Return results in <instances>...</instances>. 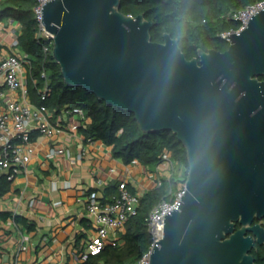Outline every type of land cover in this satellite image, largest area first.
<instances>
[{
	"label": "water",
	"instance_id": "obj_1",
	"mask_svg": "<svg viewBox=\"0 0 264 264\" xmlns=\"http://www.w3.org/2000/svg\"><path fill=\"white\" fill-rule=\"evenodd\" d=\"M121 1L48 0L41 21L66 83L133 112L144 131H174L187 149L185 192L151 264H264L251 252L264 245V6L225 35V50L189 58Z\"/></svg>",
	"mask_w": 264,
	"mask_h": 264
},
{
	"label": "trees",
	"instance_id": "obj_2",
	"mask_svg": "<svg viewBox=\"0 0 264 264\" xmlns=\"http://www.w3.org/2000/svg\"><path fill=\"white\" fill-rule=\"evenodd\" d=\"M259 0H122L120 9L134 15L144 12L148 19H154L151 37L155 41H164V33L169 32L179 38V43L191 58L198 55L199 49L217 48L225 50L229 41L220 33L238 29L241 22L229 16L242 7ZM37 0H0V19H13L19 23L18 47L30 58L27 90L30 101L36 105H45L59 112L66 105L81 106L91 121L80 129L88 138L102 140L111 146L112 156L124 163L135 160L153 168L160 160V154L166 150L176 164L185 167V177L180 180L177 172L162 177V182L146 190L140 198L135 214L131 215L122 233L123 243L106 244L99 252L90 254L81 264H137L139 257L146 251L152 236L148 232L147 218L152 207L161 199L170 198L180 183H185L189 161L187 149L170 129L144 131L135 114L129 110L109 105L93 91L81 85H69L65 82L60 63L53 55V38L39 36V18L34 10ZM47 47V48H46ZM46 71V78L42 71ZM48 83L50 90L42 98L40 89ZM38 132L31 133L35 140ZM119 181L106 185L102 191V201L112 200L118 193ZM12 186V180L5 174L0 175V197ZM132 192L137 189L128 184ZM12 215L9 211L0 212V220ZM16 223L34 228V223L15 213ZM240 223L237 222V227ZM257 262L264 261V246L251 250ZM65 264H70L66 262Z\"/></svg>",
	"mask_w": 264,
	"mask_h": 264
},
{
	"label": "crops",
	"instance_id": "obj_3",
	"mask_svg": "<svg viewBox=\"0 0 264 264\" xmlns=\"http://www.w3.org/2000/svg\"><path fill=\"white\" fill-rule=\"evenodd\" d=\"M19 26L11 18L0 19L1 54L9 51ZM48 114L53 123L66 126L63 109H49ZM80 127L49 137L32 131L38 132L34 152L11 189L0 197V212L21 214L35 226L16 223L12 215L0 220V264H81L80 254L95 232L86 206L88 193L95 191L101 199L106 185L122 179L137 190L153 184L150 167L137 160L124 163L102 140H85ZM54 145L68 146L70 153L49 155ZM151 170L167 172L163 165ZM123 242L121 233L119 243Z\"/></svg>",
	"mask_w": 264,
	"mask_h": 264
},
{
	"label": "built area",
	"instance_id": "obj_4",
	"mask_svg": "<svg viewBox=\"0 0 264 264\" xmlns=\"http://www.w3.org/2000/svg\"><path fill=\"white\" fill-rule=\"evenodd\" d=\"M47 1L37 0L34 10L39 18L38 35L52 38V35H48L46 32L41 21L42 8ZM263 6L264 0H259L229 13V16L238 19L241 25L238 29L221 32L220 36L229 41V37L225 35L243 29L251 15ZM29 65L30 58L25 51L18 47L17 37L10 43L7 53L1 54L0 51V175L5 174L10 180H13L31 159L34 152V140L31 139V133L34 129L39 130L41 135L49 137L62 130L76 131L80 126L87 125L86 119L89 117L81 106L66 105L61 108L67 121L66 126L61 122L53 123L48 114L49 108L45 105H36L29 100L27 90ZM41 76L46 78L45 70L42 71ZM49 90L48 83H44L40 89L42 98L46 97ZM16 92L17 95L14 94ZM87 140L93 141L94 139L88 138ZM65 151L70 153V148L64 145H54L48 154L54 155ZM79 153L81 155L83 150H80ZM175 164L170 153L164 150L160 154L157 167L163 165L168 170ZM150 174H152L153 184L145 185L136 192L129 189L127 179H122L119 183L118 193L107 202H103L95 191L88 193L86 206L92 216L95 232L80 254L81 259L85 260L90 254L99 252L106 244L116 245L119 243L120 235L125 231L128 218L138 210L141 195L146 190L160 185L162 177H169L158 170L150 169ZM184 192L185 183H180L170 198L161 199L150 210L147 226L148 232L152 236V242L139 257L137 264H151V253L156 240L163 237L164 216L166 212L177 206Z\"/></svg>",
	"mask_w": 264,
	"mask_h": 264
},
{
	"label": "rangeland",
	"instance_id": "obj_5",
	"mask_svg": "<svg viewBox=\"0 0 264 264\" xmlns=\"http://www.w3.org/2000/svg\"><path fill=\"white\" fill-rule=\"evenodd\" d=\"M7 20V18H6ZM172 169H174V172H177V176L179 177L180 180H183L185 177V167L180 165V164H175L173 167H170L167 172L166 175H171L172 173Z\"/></svg>",
	"mask_w": 264,
	"mask_h": 264
},
{
	"label": "flooded vegetation",
	"instance_id": "obj_6",
	"mask_svg": "<svg viewBox=\"0 0 264 264\" xmlns=\"http://www.w3.org/2000/svg\"><path fill=\"white\" fill-rule=\"evenodd\" d=\"M261 219H264V216H263ZM261 219H259V218L256 217L255 220H254V222L259 221V220H261ZM259 246H264V245H263V244H258V247H257V248H252V250H256V249H258ZM263 262H264V261H263ZM263 262H261V263H263Z\"/></svg>",
	"mask_w": 264,
	"mask_h": 264
}]
</instances>
